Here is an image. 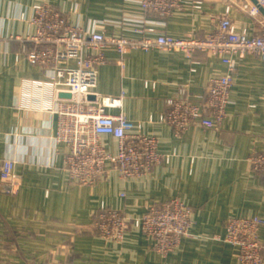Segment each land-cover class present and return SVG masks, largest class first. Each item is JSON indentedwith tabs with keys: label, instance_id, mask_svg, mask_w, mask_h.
<instances>
[{
	"label": "crops",
	"instance_id": "1",
	"mask_svg": "<svg viewBox=\"0 0 264 264\" xmlns=\"http://www.w3.org/2000/svg\"><path fill=\"white\" fill-rule=\"evenodd\" d=\"M141 1L0 0V170L12 158L20 181L13 190L0 174V264H241L239 248L224 238L230 217H264V173L249 161L254 150L264 151L260 57L236 59L228 118L218 130L193 125L178 137L162 121L168 99L182 91L203 95L212 78L225 74L223 56L136 47L122 57L114 45L106 46L96 91L125 94L123 110L135 131L157 137L167 159L141 177L111 174L92 187L69 184V150L53 140L58 115L42 108L55 106L63 93L46 87L44 68L27 59L35 45L25 38L35 27L20 13L29 17L46 2L73 25L140 40L205 37L215 28L211 15L229 4L239 31L264 34V15L245 7L254 5L251 0H184L168 18L145 13ZM103 142L116 152V139L105 135ZM175 197L193 208L195 236L166 256L134 224L121 242L95 232L102 206L124 210L134 221ZM259 237L264 242V227Z\"/></svg>",
	"mask_w": 264,
	"mask_h": 264
},
{
	"label": "built area",
	"instance_id": "2",
	"mask_svg": "<svg viewBox=\"0 0 264 264\" xmlns=\"http://www.w3.org/2000/svg\"><path fill=\"white\" fill-rule=\"evenodd\" d=\"M258 2L264 7V0ZM183 5L184 0L141 1L145 13L163 18L172 16ZM245 7L253 16L260 14L255 5ZM231 12V6L226 4L211 15L215 28L205 37H197L194 33L177 38L161 34L154 39L140 40L110 35L107 31L92 32L73 25L63 12L46 2L36 4L29 17L20 13L21 20H28L35 27L34 33L25 38L35 45L27 51V59L44 68L46 87L55 89L58 96L70 94L69 98L62 96L55 106H42L58 115L53 140L69 150L64 170L70 185L92 187L111 174L122 178L141 177L167 159L159 151L157 137L135 131V123L123 110L125 94L110 96L96 91L98 69L107 60L105 47L108 45H114L122 57L136 47L191 53L211 51L222 55L225 74L212 78L203 95L195 97L182 91L170 97L162 121L178 137L193 125L214 130L223 125L228 118L235 86L236 59L256 56L264 61V34L257 35L247 29L239 31ZM91 95L97 97L95 101L89 99ZM105 135L116 139V152L106 149ZM249 161L255 171L264 173V151L254 150ZM0 174L11 189L18 187L20 181L12 158L5 159ZM133 224L154 241L155 248L164 256L195 236L193 208L178 197L151 205L141 219L134 221L126 211L105 206L94 218L95 232L109 241H123ZM262 227V216H233L226 221L224 241L239 248L241 264L263 263L264 242L259 237Z\"/></svg>",
	"mask_w": 264,
	"mask_h": 264
},
{
	"label": "water",
	"instance_id": "3",
	"mask_svg": "<svg viewBox=\"0 0 264 264\" xmlns=\"http://www.w3.org/2000/svg\"><path fill=\"white\" fill-rule=\"evenodd\" d=\"M251 1L253 2V4H254L255 6H257V7L259 8L260 13L264 15V7H262V6L260 5V3L258 2V0H251ZM62 96H63V97H68V98H69V97H70V94H63ZM96 98H97V97L94 96V95L89 96V99L92 100V101H95Z\"/></svg>",
	"mask_w": 264,
	"mask_h": 264
}]
</instances>
